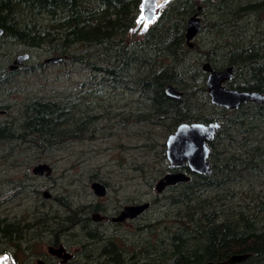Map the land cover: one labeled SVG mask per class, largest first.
<instances>
[{"label":"trees","instance_id":"16d2710c","mask_svg":"<svg viewBox=\"0 0 264 264\" xmlns=\"http://www.w3.org/2000/svg\"><path fill=\"white\" fill-rule=\"evenodd\" d=\"M141 3L142 0H0L1 54L5 43L15 41L29 49L44 48L49 54L62 56L57 63L80 64L101 76L94 80L97 86L92 101L90 97L88 101L80 98L71 103L65 97L64 101L26 102L18 117L0 122V144L10 145L14 152L12 145L41 150L90 139L91 123L98 117L97 106L91 108L100 98L98 88L135 94L139 106L146 111L141 113L142 121H150L153 114L161 119L169 114L168 130L181 122L208 121L206 115H197L204 108H215L206 95L201 64L209 61L215 67L220 65L216 55L221 50L225 64L234 66L237 74L240 70L246 73L238 89L264 92V27L246 43L216 42L196 59L191 52L205 45L194 43L189 48L185 43L187 18L194 13L215 17L212 21L203 19L195 37H202L212 28L226 35V28L235 27L233 23L238 24L242 18L264 14V0H168L156 21L135 39L129 34ZM232 34L231 37H242ZM57 63L34 62L14 72L4 67L0 90L14 84L21 74L45 76L47 69ZM91 83L90 79L87 92L91 91ZM166 85L182 91V96H168ZM188 106L191 110H187ZM224 112L223 125L210 144L211 174L192 173L189 181L170 187L174 193L168 196V204L175 210L174 224L147 218L126 239L119 230L107 233L92 229L91 259L86 251V256L72 264H205L242 253L250 255L233 264H264V198L237 206L229 189L244 179L264 178V104L250 102L239 110ZM154 144L160 146V151L154 148V154L166 160L165 144ZM21 152L23 149L14 157ZM135 168L144 169L143 165ZM30 177L23 173L24 182ZM6 179L1 178L0 183ZM26 183H20L19 194L29 191ZM204 191H214V197L204 199ZM38 201L11 216L0 213V254L6 253L12 264H34V254L41 252L37 249L41 243L38 237L49 233L47 242L56 244L59 235L72 228L83 232L80 241L88 249V221L51 214L53 209L44 211ZM59 204L76 214L92 209L91 204H80L76 209L68 201Z\"/></svg>","mask_w":264,"mask_h":264},{"label":"rangeland","instance_id":"374dc122","mask_svg":"<svg viewBox=\"0 0 264 264\" xmlns=\"http://www.w3.org/2000/svg\"><path fill=\"white\" fill-rule=\"evenodd\" d=\"M165 4L158 12L154 11L153 17L156 18L160 14ZM147 14V3L142 0L135 26L129 37L135 39L142 37L150 24ZM200 17L202 22L203 19H208V21L215 19L211 15L207 17L201 15ZM233 24L235 27L226 28V35L222 30L217 32L212 28L205 31L202 37H195L193 42L196 46L198 43L205 46L201 49L196 47L191 52L192 57L196 59L200 55L203 56L207 48L216 42L225 43L236 40L248 42L249 39L254 38L252 35L259 28L264 27V14L246 16L238 23L239 25ZM232 32L242 37H231ZM20 52H29L31 55L29 60L23 63V66L42 62L51 56L49 51L44 48L29 49L18 42L10 41L5 43L4 52L0 53V67L7 68L13 57ZM218 63L223 64V58L218 56ZM100 77L80 64H71L70 62L50 66L45 76L39 73L18 75L14 84L0 90V122L8 120L10 117H18L21 107L33 99L64 101L65 97H69L70 102L73 103L74 100L78 101L80 98L88 101L91 97L92 101L97 86L94 80ZM90 79L92 82L91 91L87 92ZM98 89L100 98L96 103L91 104V108L97 106L98 117L91 123L93 136L90 139L67 141L60 147L55 146L41 150H27L24 145L20 148L12 145L14 152L10 151V145L0 144V179L7 177L0 183V213H9L11 216L19 212L20 208L32 206L39 203L38 200H40L44 211L51 207L53 209L51 214H57L64 218L70 214V211L75 212V210H67L59 202L63 204L66 201L70 202L73 206L72 209H76L80 204H91L104 207L106 210H113L124 204L141 200L149 201L150 207L138 219L125 221L118 227V232L124 239L132 235L135 227L146 221L147 218L161 219L162 223L166 225L174 224L175 210L168 204V196L174 193V189L169 187L157 195L154 188L155 182L162 175L160 173L168 167L167 160L159 159L154 154V148L160 151V146H156L154 142L165 143L167 136L174 131V129L168 130V124L171 122L170 115L167 114L165 115L167 118L161 119L160 115L153 114L152 118H149L150 121H142L141 113L146 111L144 106H139L135 94H128L121 90L114 92L110 88ZM9 90L11 91L7 92ZM214 113L215 110L203 109L197 115L205 116ZM158 118L161 120H157ZM152 144L154 147L151 146ZM19 149H23V152L16 155L17 158H15L14 155ZM39 153L41 158H37L40 157ZM4 157H7L6 160ZM14 159L17 161L11 166ZM41 162L51 166L52 171L48 176L32 173V167ZM139 165H143L144 169L135 168ZM147 165L150 167L145 169ZM24 172L32 176L27 183L23 181ZM262 178L251 177L236 183L233 187L230 186V192L235 197L234 204L240 206L239 204L253 203V201H258L257 199L264 198V178ZM8 180L11 182H7ZM92 181L106 183L108 188L105 196L97 197L92 192L90 188ZM20 183H26L29 191L19 194ZM43 191H47L50 196L44 197ZM224 193L226 194V191ZM16 194V198L11 199ZM214 194V191H204L202 197L209 199V197L213 198ZM8 198L9 200H7ZM90 213L87 215L90 216ZM77 214L78 216L74 219H79L84 215ZM103 225H109V223L104 221ZM104 231L109 233L113 230L110 228L104 229ZM81 232L80 229L72 228L59 235L66 240L67 244L64 245L70 252L80 249L78 241L81 238L79 237ZM45 235L37 249H47V241L51 238V234L45 233ZM8 264H12L9 257Z\"/></svg>","mask_w":264,"mask_h":264},{"label":"water","instance_id":"95a60500","mask_svg":"<svg viewBox=\"0 0 264 264\" xmlns=\"http://www.w3.org/2000/svg\"><path fill=\"white\" fill-rule=\"evenodd\" d=\"M148 8V22L152 24L156 21L154 16V1L145 0ZM168 2V1H166ZM152 21V22H151ZM149 24V25H150ZM148 25V26H149ZM202 29L200 17L194 13L187 19L185 37L187 41H191ZM3 30L0 28V35ZM30 57L29 52H20L13 59L10 64L11 69H15L20 65H23ZM66 57V56H64ZM63 59L60 55L50 56L45 58V63H57ZM203 69L208 72L205 81L207 93L210 101L213 104L225 107V108H237L239 104L243 102L253 101L264 104V94L257 91H243L237 90L224 85L226 80H229L232 76L233 67H225L222 70H215L209 63L203 64ZM165 93L173 98H179L182 92L175 89L173 86L168 85L165 88ZM221 127V123L212 121L203 123L199 121L182 122L178 124L175 130L170 133L165 140V157L170 168L187 167L190 173H197L202 175H209L212 172L211 164L208 160L210 154V148L208 143L214 139V136L218 129ZM52 171L51 166L48 163H37L32 167V173L35 175H49ZM190 180V174L184 171L167 172L162 175L154 185V188L158 194L162 193L167 187L175 185L177 183H184ZM90 188L97 197H103L106 195V186L100 181H92ZM44 197L48 198L50 194L47 191H43ZM149 208L148 201H142L139 203L125 205L121 211L114 217L113 222H123L125 219H133L136 216L142 214ZM98 217L94 215V218ZM48 253L55 254L63 258L65 261L70 257L63 247H48ZM249 253L232 254L227 259L218 262H206L205 264H233L244 261L249 257ZM0 256L8 255L6 253L0 254Z\"/></svg>","mask_w":264,"mask_h":264},{"label":"flooded vegetation","instance_id":"af4514ba","mask_svg":"<svg viewBox=\"0 0 264 264\" xmlns=\"http://www.w3.org/2000/svg\"><path fill=\"white\" fill-rule=\"evenodd\" d=\"M197 14V13H196ZM198 15V14H197ZM199 16V15H198ZM200 17V16H199ZM188 19V18H187ZM200 19H201V17H200ZM186 25H187V22H186ZM201 25H203V23H202V19H201ZM206 30H208V29H206ZM185 32H186V30H185ZM195 39V37L191 40V41H187V39H186V37H185V43L188 45V47L189 48H193V46H194V42H193V40ZM223 52V50H221L220 51V54H219V51H218V53H217V58H218V56H219V58L221 57V58H223V56H222V53ZM216 53V52H215ZM18 54V53H17ZM16 54V55H17ZM15 55V56H16ZM15 56L13 57V59L15 58ZM31 56V55H30ZM51 56H55V55H52L51 54ZM30 58V57H29ZM13 59L11 60V63H12V61H13ZM29 60V59H28ZM224 61V60H223ZM44 62V61H43ZM209 63L210 65H211V67L213 68V69H215V70H222L223 68H225V67H233V72H232V76H231V78L229 79V80H226L225 82H224V85H226L227 87H230V88H233V89H237V90H243V91H257V90H245V89H238L237 88V86L239 85V83L241 82V81H243L244 80V77L246 76V73H245V71H241L240 70V74H237V70L235 69V67L234 66H232V65H227V64H225V63H223V64H221V65H218V66H213L209 61H203V63L201 64V69H202V72L204 73V75H205V78H204V84H205V81H206V78H207V74H208V72L206 71V70H204L203 69V64L204 63ZM10 63V64H11ZM10 64L8 65V71L9 72H14V71H16V70H18L21 66H23V65H20V66H18L17 68H15V69H11L10 68ZM219 64V63H218ZM4 73V67H0V77H1V75ZM240 79V80H239ZM166 86H168V85H166ZM171 86H173V85H171ZM174 87V86H173ZM175 88V87H174ZM205 88H206V84H205ZM176 89V88H175ZM180 91V90H179ZM182 92V91H181ZM257 92H260V91H257ZM260 93H263L264 94V92H260ZM182 94H183V92H182ZM206 95H207V97H208V99H209V102H210V104L212 105V106H214L215 108L213 109V108H204L205 110H210V109H212V110H215V113L214 114H211V115H206L207 117H208V121H202V120H200L199 122H203V123H208V122H212V121H217V122H220L221 123V127H222V125H223V120H224V114H225V112L224 111H229V112H232V111H236V110H239V109H241V107H243V105L244 104H246V103H257V102H253V101H248V102H243V103H241V104H239V106L237 107V108H232V109H230V108H225V107H222V106H219V105H216V104H213L211 101H210V98H209V95H208V93H207V88H206ZM182 96V95H181ZM180 96V97H181ZM259 104H261V103H259ZM187 110H191V107L190 106H188V108H187ZM203 110V109H202ZM189 112H191V111H189ZM201 112V111H200ZM187 122H191V121H187ZM182 123V122H181ZM180 124V123H179ZM178 126V125H177ZM176 126V127H177ZM220 127V128H221ZM219 128V129H220ZM218 129V130H219ZM175 130V129H174ZM218 132V131H217ZM217 132H216V134H217ZM172 133V132H171ZM216 134H215V136H216ZM215 136H214V139H215ZM213 139V140H214ZM212 140V141H213ZM211 141V142H212ZM211 142H209L208 143V145H209V148H210V144H211ZM208 160H209V158H208ZM209 162H210V160H209ZM210 164H211V162H210ZM169 167V166H168ZM187 169V167H177V168H168V171L167 172H175V171H184V172H186V173H188V174H190V178H191V175H193L192 173H190L188 170H186ZM167 172H165V173H167ZM164 173V174H165ZM164 174H162V175H164ZM161 175V176H162ZM160 176V177H161ZM159 179V178H158ZM102 183V182H101ZM182 183V182H181ZM105 186H106V193H107V188H108V186L106 185V183H103ZM177 184H179V183H177ZM177 184H175V185H177ZM169 187H171V186H169ZM169 187H167V188H169ZM166 188V189H167ZM165 189V190H166ZM92 190V189H91ZM93 192V191H92ZM139 202H142L141 200H139ZM139 202H134V203H139ZM134 203H130V204H134ZM125 205H128V204H124L123 206H120V207H118V208H114L113 210H106L104 207H97V206H93V205H91V213H90V216H88V218L86 219V217H87V213L86 212H81V213H83L84 215L83 216H81V218H83L84 220H86V221H88L87 223H88V231L90 232V234H89V241H88V249H86V248H84V247H82V243H81V241L79 240L78 241V244H80V249H78V250H76L75 252H70L69 250H68V248H66V246L64 245V244H67L66 243V240L64 239V238H62V237H60L59 236V238H60V240H59V242H57L56 244H53V243H48V245H47V249H48V247H50V246H52V247H63L64 248V250L67 252V253H69L70 254V257L69 258H67L65 261H63V258L62 257H59V256H57V255H55V254H52V253H48V251H47V249L46 250H44V249H42V250H40L41 252H39V254H34L35 256H34V258H33V263L34 264H72V263H76V262H78L79 260L77 259L78 257H80V256H86L87 255V252L86 251H88L89 252V255H90V259H91V230L92 229H96V230H106V229H112L113 231H117L118 230V227L121 225V224H123L125 221H128V220H136V219H138L139 217H140V215L139 216H136L135 218H133V219H125L123 222H113L111 219H112V217H114V216H116L120 211H121V209L125 206ZM94 215H97L98 217H96V218H94ZM67 216V215H66ZM68 216H71L72 218H75V217H77L78 215L74 212V211H70V214H68ZM60 217V216H59ZM63 218V217H62ZM107 222V223H109V225H103V222ZM96 225V226H95ZM101 232V231H100ZM83 234V232H81V235ZM46 235L45 234H42V237L40 238V237H38V239H36L37 241H39V242H41V241H43L44 240V237H45ZM80 237V236H79ZM55 238V237H54ZM50 240V239H49ZM56 240V239H55ZM82 240H84V238H82ZM84 246V245H83Z\"/></svg>","mask_w":264,"mask_h":264},{"label":"bare ground","instance_id":"6f19581e","mask_svg":"<svg viewBox=\"0 0 264 264\" xmlns=\"http://www.w3.org/2000/svg\"><path fill=\"white\" fill-rule=\"evenodd\" d=\"M167 0H155L154 1V11L158 12V10L165 4ZM0 264H8V259L6 256H0Z\"/></svg>","mask_w":264,"mask_h":264}]
</instances>
